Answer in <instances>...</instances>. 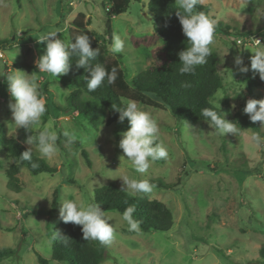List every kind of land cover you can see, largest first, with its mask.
Segmentation results:
<instances>
[{"label": "rangeland", "instance_id": "obj_1", "mask_svg": "<svg viewBox=\"0 0 264 264\" xmlns=\"http://www.w3.org/2000/svg\"><path fill=\"white\" fill-rule=\"evenodd\" d=\"M201 3L208 6L210 18L230 31L229 35L215 34L211 45L224 86L210 102L227 113L225 118L232 122L235 112H243L248 99H264V80L257 86L249 85L254 81L250 72L239 73L234 65V58L242 54L249 69L253 53L248 48L255 45V39L264 43V0ZM105 7L107 0H0V39L7 40L0 47V72L36 73L40 92L47 89L43 95L47 114L41 126H51L58 137L59 131L63 133L65 129L76 135V141L68 146L65 138L59 137V155L51 160L44 158L56 168L55 172L32 175L21 167L17 174L23 187L20 192L6 188L4 170L0 169V248L14 250L0 264H39L35 252L48 264H67L50 258L52 243L47 234L58 222L61 199L90 200L94 188L111 182L123 190L124 175L169 184V188L154 184L152 193L136 196L164 202L174 224L168 231L133 232L120 219V213L106 211L112 217L109 223L114 224L116 238L106 246L101 264H264L258 252L264 244V146L256 147L250 142L254 130L244 128L238 135L221 137L205 120L177 121L166 108L137 102L156 119L159 139L169 152L146 174H139L126 156L121 158L124 153L118 147L120 134L127 129L105 124L103 106L99 105L100 122L96 127L82 116L54 110L52 102L60 107L66 105V95L71 90L69 77L65 74L57 79L39 74L34 61L46 44L38 40L52 30H63L57 37L67 40L68 27L77 13L85 14L88 28L97 34L106 33L108 23L111 37H126L125 50L112 56L120 63L128 83L152 62L151 49L161 41L145 47L134 46L130 40L150 34L159 25L148 10L147 0H132L125 12L109 21ZM10 102L6 78L0 76V123L6 128V136L18 132L12 124ZM260 134L264 136V129ZM33 152L40 156L35 148ZM0 162L6 167L11 159L0 151ZM54 191L58 209L49 214Z\"/></svg>", "mask_w": 264, "mask_h": 264}, {"label": "trees", "instance_id": "obj_2", "mask_svg": "<svg viewBox=\"0 0 264 264\" xmlns=\"http://www.w3.org/2000/svg\"><path fill=\"white\" fill-rule=\"evenodd\" d=\"M131 1L107 0L106 20L109 21L111 17L125 12ZM147 7L159 25L155 26L150 34L131 37V43L134 46L145 47L154 45L158 41L161 43L151 49L152 62L150 66L135 75L130 83L126 81L120 63L110 51L112 37L109 24H106V33L97 34L88 28L89 22L86 20L85 14L77 13L72 18L71 26L68 27V39H74L80 34H87L92 48L100 49V55L93 63L102 64L109 72L113 67H117L118 74L113 84H108L107 79H105L98 89L89 93L86 81L83 79L89 74L83 68L76 67L77 57L73 56L70 60L72 64L66 74L69 77L67 84L71 90L66 95V105L63 107L52 102L55 111L72 112L75 116H82L92 126L96 127L100 122L97 111L101 105L106 110L105 124H114L122 129H128V121L127 119L122 123L119 121V112L115 107L123 106L128 100H135L142 105L166 108L177 121L197 122L203 120L204 117L201 112L204 108H213L219 112V108L210 102L215 93L224 86L222 77L217 70L218 60L214 49L210 45L212 54L207 58V63L197 66L194 74L181 75L178 71L181 66L178 53L185 50L188 43L176 16V0H147ZM207 7L200 2L197 5V10L208 15ZM219 33L229 35L228 26L218 22L215 34ZM235 35H241V33ZM5 43H7L5 38L0 39V47ZM240 57L243 59L242 54ZM249 72L254 78V81L249 85L257 86L263 81L254 75L251 67H249ZM185 84L188 86L184 87ZM43 90L44 93L42 94L45 95L46 87ZM83 93L86 94V97L82 96ZM148 94H152L159 101ZM232 122L237 123L239 129L250 128L261 133L258 123L251 122L248 115L241 111L235 112ZM5 129L4 125L0 123V151L11 159L6 167L0 162V169L4 170L3 176L8 190L13 192L23 190L17 176L21 167L27 168L32 175L56 171L54 166L49 165L44 158L34 152L32 162L39 165L37 168H32L31 162L20 160L19 155L27 149L23 143L26 137L30 134H36L33 127L27 130L29 132L18 129L17 134L11 136L5 135ZM59 137L65 138L61 131H59ZM57 146H59L58 141ZM83 153L87 157L84 151ZM150 183L164 188L170 187L169 184L162 183L158 179L151 180ZM93 193V198L104 211L122 213L128 206L134 205L136 209L133 214L134 218L141 222L140 228L144 232L168 231L174 224L171 210L158 199L130 195L112 182L94 188ZM58 204L57 192L54 191L49 214L58 209ZM56 233L60 236L70 237L72 239L70 244L65 246ZM47 234L52 243L50 258L53 260L67 264H101L105 259L106 246H102L96 241L84 240L81 226L64 223L59 215L57 224L53 228H49ZM13 252L14 250L9 247L0 248V260ZM258 252L264 262V244L261 245ZM35 253L39 264H48L47 259L37 252Z\"/></svg>", "mask_w": 264, "mask_h": 264}, {"label": "clouds", "instance_id": "obj_3", "mask_svg": "<svg viewBox=\"0 0 264 264\" xmlns=\"http://www.w3.org/2000/svg\"><path fill=\"white\" fill-rule=\"evenodd\" d=\"M201 0H176V16L182 26V32L187 38L188 46L178 53L181 75L194 74L197 66L207 63V58L212 54L210 45L214 43V36L218 21L210 18L203 11L197 10ZM63 30H52L43 34L38 42L46 44L42 54L35 59V67L40 73L50 74L59 78L68 73L71 66V58L77 57L76 67L83 68L86 75L87 91L89 93L98 89L107 79L108 84H113L117 79L118 69L113 67L109 72L102 64L93 63L100 55L99 48H92L89 36L80 34L74 39H61L57 37ZM255 45L251 48L253 55L250 57L251 69L258 72L260 79L264 80V43L255 39ZM126 37L120 34H113L110 51L113 54L122 53L125 50ZM234 65L239 73L246 74L249 69L244 65L243 59L237 55L234 58ZM223 72V70L221 71ZM232 75L233 74V71ZM0 76L6 78L7 91L10 94L11 102L9 108L12 113L13 125L17 129L28 130L35 127L38 131L35 135H28L23 143L28 145L19 157L21 161L31 162L32 168L39 165L32 162L33 148L41 158L49 160L59 155L57 141L58 133L51 126H41V120L47 111L46 100L40 92L38 76L36 73L27 74L21 70L14 72L3 71ZM187 87L188 85H183ZM119 112V121L122 123L127 119L128 129L121 133L118 147L122 149L124 156L121 158L130 162L132 169L139 174H146L151 165L168 157V148L160 141V128L152 114L143 110L135 100H128L123 106L115 107ZM243 112L248 115L251 122H259L260 128L264 129V99H248ZM202 116L217 136L224 137L226 134L238 135L240 129L237 123L227 120V113L219 112L213 108H204ZM186 126H189L185 122ZM29 132V131H27ZM66 146L76 141L74 131L65 129L63 131ZM250 142L256 146H264V136L259 132L250 134ZM123 190L130 195L152 193L155 185L148 179H141L124 175L122 178ZM136 209L134 205L128 206L122 213L120 219L128 226L129 231H141V222L134 218ZM59 217L64 223H72L81 226L83 239L96 241L102 246H109L116 238V230L112 217L102 210L94 198L83 200L80 198H62L59 204ZM56 235L62 240L65 246L71 242V238L64 235Z\"/></svg>", "mask_w": 264, "mask_h": 264}, {"label": "built area", "instance_id": "obj_4", "mask_svg": "<svg viewBox=\"0 0 264 264\" xmlns=\"http://www.w3.org/2000/svg\"><path fill=\"white\" fill-rule=\"evenodd\" d=\"M241 43V42H240ZM2 55L1 51H0V56Z\"/></svg>", "mask_w": 264, "mask_h": 264}]
</instances>
